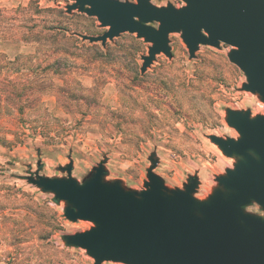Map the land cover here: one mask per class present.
Wrapping results in <instances>:
<instances>
[{
    "label": "rangeland",
    "instance_id": "obj_1",
    "mask_svg": "<svg viewBox=\"0 0 264 264\" xmlns=\"http://www.w3.org/2000/svg\"><path fill=\"white\" fill-rule=\"evenodd\" d=\"M29 1L0 0V8L25 6ZM36 1L48 8L44 16L59 21L70 33L98 35L107 29L99 27L95 17L77 11L66 13L67 0ZM151 2L184 4L182 0ZM169 39L172 57L158 54L144 74L140 73V56L147 53L149 43L134 33L124 32L108 40L102 56L84 47H67L72 55L63 57L74 56L77 70L66 78L53 75L44 80L46 87L38 97V107L20 112H26V120L46 112L58 118V125L68 132L59 141L46 142L36 136L23 143L13 140L11 132H2L1 138L13 141L2 143L0 139V264L94 262L84 249L65 246L61 240L62 234L86 230L91 223L66 220L62 202H53L51 193L41 192L26 181L36 170L46 176H63L57 167L68 163L70 157L72 176L80 181L107 157L106 179L119 178L127 187L141 189L150 165L148 156L155 152L158 163L154 172L167 186L181 187L187 175L197 171L200 184L195 196L204 198L215 185L214 176L232 166L233 160L206 135L237 136L225 122V108H250L257 114L264 112L263 104L256 95L240 89L245 76L229 61V45H200L196 57L189 60L179 33H171ZM0 53L9 59L17 54L27 57L33 47L0 40ZM6 81L0 80V86ZM14 81L21 86L28 80ZM9 106L8 101L2 102L0 115L20 114L18 106L12 110ZM4 126L10 127L7 123ZM27 193L48 205L50 211L41 210L44 218L25 216ZM247 209L260 212L256 206ZM16 228L27 234L25 239L13 240L10 230Z\"/></svg>",
    "mask_w": 264,
    "mask_h": 264
},
{
    "label": "water",
    "instance_id": "obj_2",
    "mask_svg": "<svg viewBox=\"0 0 264 264\" xmlns=\"http://www.w3.org/2000/svg\"><path fill=\"white\" fill-rule=\"evenodd\" d=\"M67 1L66 13L95 17L99 27L107 28L98 35L72 32L82 41L104 48L128 32L149 43L140 56L141 74L158 54L172 57L171 33H179L189 60L200 45H229V61L245 76L240 89L256 95L264 108V0H182L180 6L151 0ZM224 111L237 136H206L233 162L214 176L215 185L204 198L195 196L197 171L181 187L167 186L154 172L155 152L148 156L141 189L127 187L119 178L106 179L107 157L80 181L72 176L70 157L57 167L65 175L36 170L26 181L62 202L66 220L91 223L86 230L62 234L61 240L84 249L93 264H264V112ZM250 206L260 212L248 210Z\"/></svg>",
    "mask_w": 264,
    "mask_h": 264
},
{
    "label": "trees",
    "instance_id": "obj_3",
    "mask_svg": "<svg viewBox=\"0 0 264 264\" xmlns=\"http://www.w3.org/2000/svg\"><path fill=\"white\" fill-rule=\"evenodd\" d=\"M56 9V8H55ZM48 8L40 7L36 0H30L25 6H17L8 10L0 8V40L9 43L30 44L33 53L25 57L17 54L13 59H9L5 54L0 53V107L5 100L9 102L12 109L20 112L24 108L32 109L38 107L40 94L44 92V80H49L50 76L66 78L77 70L75 57L65 58L63 56L72 53L67 47L78 49L84 47L88 50L98 51V55H104V48L97 43L79 41V38L59 21L51 20L43 15L48 12ZM59 14L62 10L56 9ZM46 17V18H45ZM3 58V60H2ZM5 59V60H4ZM60 64L64 68H61ZM14 80H28L26 83L17 85ZM26 112H11L7 116L0 115V139L2 143H12L15 140L23 143L28 137L40 136L46 142L59 141L68 132L67 128L58 125V118L50 116L48 113L37 116L33 120H26ZM43 118V119H40ZM51 118V120H50ZM4 123L10 125L5 127ZM29 130V132L26 131ZM2 132H11L13 140L1 138ZM25 216L27 218H41L44 216L41 210L50 211L44 201H38L30 193L25 194ZM56 202V200H52ZM29 227H26L29 232ZM57 227H60L59 224ZM13 240H23L26 233L18 232L16 229L10 230Z\"/></svg>",
    "mask_w": 264,
    "mask_h": 264
}]
</instances>
